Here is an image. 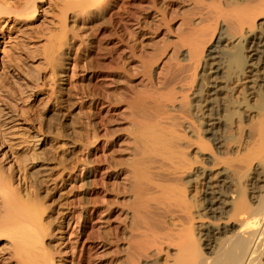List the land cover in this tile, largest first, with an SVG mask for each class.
Masks as SVG:
<instances>
[{"label": "bare ground", "instance_id": "6f19581e", "mask_svg": "<svg viewBox=\"0 0 264 264\" xmlns=\"http://www.w3.org/2000/svg\"><path fill=\"white\" fill-rule=\"evenodd\" d=\"M185 1L180 26L172 27L163 7L170 0H0V264H63L53 253H62L73 178L86 166L77 148L95 144L80 139L67 81L78 42L86 117L92 121L94 103L104 101L90 75L104 70L115 76L113 87L102 85L109 104L129 111L128 231L103 230L102 247L115 246L106 262L264 264V0ZM161 26L164 43L144 44ZM168 49L160 77L155 66ZM118 75L140 76L142 87L123 98ZM114 122L101 120L109 166L119 171ZM91 131L97 139L95 126L83 136ZM105 189L98 208L114 203L110 184ZM79 204L86 210L98 201L82 195Z\"/></svg>", "mask_w": 264, "mask_h": 264}, {"label": "rangeland", "instance_id": "374dc122", "mask_svg": "<svg viewBox=\"0 0 264 264\" xmlns=\"http://www.w3.org/2000/svg\"><path fill=\"white\" fill-rule=\"evenodd\" d=\"M146 2L142 4L146 6ZM162 4V1H161ZM189 1L185 0H170V5L165 7V16L168 20L172 19L170 25L172 27H178L181 23V16L184 14V10L188 7ZM160 16L157 17L159 19ZM86 24L82 27L80 21L78 25L80 36H84ZM138 24L135 22L129 27L132 31ZM153 34H146L142 37L144 44H158L162 45L165 40V29L164 26L153 30ZM173 35V34H171ZM174 40V35L170 36ZM126 41H129V34L126 36ZM28 45L24 43V46ZM79 42L75 46V49L70 54L69 63L67 68V81L71 85L76 105H74L73 112L79 118L82 130H80L82 137H80L82 143H88V141H95L94 145H90L89 149L79 145L77 148L78 156L86 163L84 165H78L75 176L73 178L72 186V208L70 216L68 217L67 223L64 227L63 244L60 249L62 253L55 251L53 256L56 259H63V264H109L106 262V252L114 251L115 246L105 250L100 242L103 230L109 228L112 237H116L117 231H128V216L126 215V204L129 202V193L126 192V187L131 180V173L128 166H126L130 160V150L133 147L131 139L128 135L130 128V122L126 117L129 114L128 108L125 103H121L118 106L109 104L108 89L102 87H113L112 79L114 75L107 73L104 70L102 75L96 74L94 77L92 74V84L96 81L101 84L99 90L104 96V101H96L92 108L94 112L92 121L86 117V102L88 98L84 93L85 78L87 77V70L85 69V60L83 51L79 52L77 47ZM126 49L122 47L121 50ZM172 50L168 49L163 58L156 64L155 72L158 76H162L168 69L170 63V56ZM145 55V53H141ZM115 61L122 65V61L115 55ZM22 62L26 72L34 76L35 75V64L31 62L27 55L22 56ZM236 63L241 69L243 66V59L238 55L236 57ZM130 72L135 74L139 69L137 61L130 63ZM89 76V75H88ZM119 75L116 77L118 78ZM132 81H127L124 77L118 78L121 84V96L127 98L131 94L130 87L134 90L142 87V78L140 76H132ZM110 115L114 117L115 122L113 127L116 129L117 139L114 143L113 150L117 158L122 161L123 165L119 171H115L108 163L109 154V143H108V132L105 126L101 123L104 116ZM91 122V123H90ZM95 126L97 139L94 138L95 132L91 131L89 137L83 136L87 129ZM90 172V174H88ZM88 176V179L86 177ZM85 182H88L85 185ZM93 183L99 184L93 187ZM110 184L113 192L114 203L109 207L101 208L102 204L105 205L107 201L108 191L105 189L106 185ZM97 188V189H95ZM84 195L86 199L90 201H98L96 207H90L85 204L86 210H82V205L79 204V198ZM106 215H109L107 218ZM92 238H96V243L93 244ZM126 241H123L125 243ZM84 254L86 256H84ZM88 255V256H87Z\"/></svg>", "mask_w": 264, "mask_h": 264}]
</instances>
